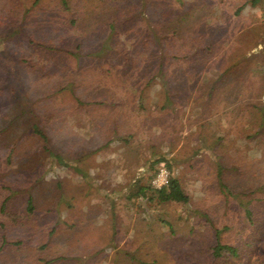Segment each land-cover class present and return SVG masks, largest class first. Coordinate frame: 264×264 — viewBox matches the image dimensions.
<instances>
[{
	"label": "rangeland",
	"instance_id": "374dc122",
	"mask_svg": "<svg viewBox=\"0 0 264 264\" xmlns=\"http://www.w3.org/2000/svg\"><path fill=\"white\" fill-rule=\"evenodd\" d=\"M67 2L82 14L72 26L59 0H0V204L8 199L0 211V264H263L264 138H249L252 126L228 118L230 95L220 88L232 81L245 86L246 102L263 99L264 0ZM115 8L126 12L115 38L127 49L148 28L169 35L178 28L176 57L164 69L172 87L164 110L159 79L141 84L145 51L85 54L78 65L63 54H39L30 42L55 45L62 35L61 47L98 46L110 36ZM133 62L138 67L128 71ZM226 69L237 74L224 79ZM99 95L118 101L124 128L117 136L128 142L104 145L107 136L94 129L90 117L108 112L88 115L85 103ZM36 126L60 159L44 148ZM159 156L187 201H160L148 188L165 163L154 162ZM29 194L32 222H13L28 214ZM4 231L16 245L1 246ZM252 236L255 252L245 244ZM217 241L238 246L240 256L215 258Z\"/></svg>",
	"mask_w": 264,
	"mask_h": 264
},
{
	"label": "trees",
	"instance_id": "16d2710c",
	"mask_svg": "<svg viewBox=\"0 0 264 264\" xmlns=\"http://www.w3.org/2000/svg\"><path fill=\"white\" fill-rule=\"evenodd\" d=\"M100 2H105L108 4L109 8L111 6V0H98ZM59 4L62 6L63 10L67 13L70 14L68 18L66 19L67 22L70 23V25H75L79 20L82 18V14L74 15V11L72 12V8L69 6L67 0H59ZM137 4V3H136ZM136 4L134 5L136 8ZM114 14L112 15L109 14V20H108V28H109V37H106V39L102 40L101 44L98 46H93L90 45V41L88 40H83L78 42L77 45L74 48H69V47H61L59 46V43L61 41L62 44H65L63 40V36L58 37V42L54 45H51V43H43L42 41H37L30 39V42L32 43L33 47H35L38 50L39 54L42 53H48V57H51L52 55L56 56L59 54H63L67 57H71L75 62H77L78 65L81 63V58L82 56L89 55V56H98V55H105V54H117L119 51H122L125 54V58L132 53H138L141 54L142 51H145L147 53L146 56V62L144 63V72L141 75V84L144 87H148L156 78L159 79L160 84L164 87L165 90V98L163 101L162 109L167 108L170 103L172 102V99L170 97L171 89L172 87H169V78L167 79L166 73L164 71L165 69V64L167 61H169V58H172V56H175V53L173 54V48H172V40L171 36L174 35V32L178 29H175L171 31V34L169 35L167 32V29H162L161 33L158 34L157 31L154 29L148 28L146 32H143V35L141 36L140 39L137 41H134L129 47V49L124 47V42H119L117 38H115V33L117 30V23L119 22L120 25H122L123 20L126 18V12L123 9V11H119L118 9H113ZM118 13H117V12ZM126 21V19H125ZM134 29L135 33L140 34V29L138 27V24H133L132 25V30ZM22 32L21 29L17 30V34ZM25 32V30H23ZM161 34V35H160ZM173 34V35H172ZM25 36V35H24ZM112 37V38H111ZM114 37V38H113ZM31 38V37H29ZM62 38V39H61ZM36 42V43H35ZM84 44V45H83ZM66 45V44H65ZM171 45V46H170ZM132 47V48H131ZM211 47V46H210ZM83 48L85 51H83ZM184 53V52H183ZM189 53V52H188ZM173 54V55H172ZM54 59V58H53ZM144 60V61H145ZM140 60H136L135 62H138L141 64L142 62ZM134 64V62L131 64L126 63L125 67L128 68V71H131V68H137L138 64ZM263 68H264V61H263ZM223 73V78H230L231 76H234L237 74V70L234 71L232 69H226ZM222 78V79H223ZM224 78V79H225ZM221 81H224L222 80ZM232 81H229L228 88H220V94L222 93V96L228 93L230 96H226V99L229 101L226 102L225 106L227 108V116L228 118H237V123L235 124H240L241 127L243 128V125H250L252 128H254V131L250 133L249 138L253 139L252 137H258L262 136L264 138V93H263V99H259L258 101L256 100H250L246 102L244 100V97H246V92L244 90V87L240 86L238 89H236L232 83ZM133 85L134 88H137L140 86L139 81L135 83H130ZM137 86V87H136ZM212 90V88L210 89ZM3 93H6L3 88L1 90ZM262 95V94H259ZM229 97V98H228ZM259 98L258 96H256ZM77 103H83L79 97H77ZM143 99V94L139 97L137 100H142ZM233 101V103L231 102ZM86 113L88 115H91L92 109L99 111V110H104L108 112V115H101V117H98L97 115L90 117L91 121L93 123L94 129L98 131V133H103L104 135L107 136V139L104 141V145L108 144L114 139H121L123 142H128L129 136L126 137H121L117 136L118 131L123 130L124 128V123L122 122V114L120 110H117L118 107V101H114L113 95L112 96H105V95H99L91 100L86 101ZM116 108V109H115ZM106 109V110H105ZM112 111V112H111ZM111 112V114H109ZM244 119V121H242ZM248 124H247V123ZM35 132L40 135V137L43 140V146L45 149L49 150L55 157H58L60 159V156L57 153H54L51 149V147L48 146L47 143V136L44 132H42L41 129H38V127H35ZM165 162L166 167L171 170V164L168 159H166L163 156H159L157 159H155V163L157 162ZM157 172V170H156ZM154 172V175L156 174ZM153 175V176H154ZM137 195L140 193H144L145 187L141 186L138 187ZM148 188L152 190V192H155L157 194V197L159 198L160 201H167L171 199H178V200H188L187 194L184 193V191L181 189L178 180L172 175H170V183L168 186L161 187L159 189H153L151 188L150 185H148ZM7 197H4L1 201L0 204V211L4 212L5 207H6V201ZM26 209H27V215H16L12 216L11 220L13 222L18 221L23 225H26L28 223H31L33 218H32V213L34 211V205H33V196L29 194V197L26 202ZM245 212V217L249 220L250 224H254L256 222L255 219H253V211L251 207H245L244 209ZM5 227V224H3ZM259 236H261L264 232V224H260L257 226ZM2 245L4 246L8 244V241L10 242L11 245H16L17 241H10L7 239V235L5 231L2 233ZM262 239V238H261ZM252 240V241H251ZM258 240L255 239L254 236L251 237V239L246 240L245 244L247 246H250L253 251H258L259 250V243L254 244V242ZM19 242V241H18ZM211 252L215 258L219 257H232L236 258L239 257L241 252L239 250V247L231 244V243H220L217 241L215 244L211 246ZM264 264V260H263Z\"/></svg>",
	"mask_w": 264,
	"mask_h": 264
},
{
	"label": "built area",
	"instance_id": "2783aa9c",
	"mask_svg": "<svg viewBox=\"0 0 264 264\" xmlns=\"http://www.w3.org/2000/svg\"><path fill=\"white\" fill-rule=\"evenodd\" d=\"M170 183V172L167 169L165 163H161L158 171L151 181V185L155 189H159L164 186H168Z\"/></svg>",
	"mask_w": 264,
	"mask_h": 264
}]
</instances>
